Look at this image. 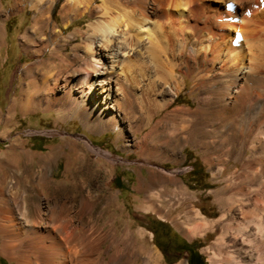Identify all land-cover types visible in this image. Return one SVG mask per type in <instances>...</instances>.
I'll return each mask as SVG.
<instances>
[{
    "label": "bare ground",
    "instance_id": "1",
    "mask_svg": "<svg viewBox=\"0 0 264 264\" xmlns=\"http://www.w3.org/2000/svg\"><path fill=\"white\" fill-rule=\"evenodd\" d=\"M57 1L32 0L38 15L24 35L27 43L29 36L38 38L51 26ZM1 7L2 0L0 48L6 29ZM20 11L17 4L15 13ZM59 14L63 28L55 22L54 42L47 40L45 45L52 47L59 62H47L51 73L42 82L49 87L48 111L56 109L62 120L78 117L96 134L124 129L128 151L138 149L160 163L179 159L184 163L183 153L192 145L211 165L215 154L210 156L207 142L213 139L214 117L256 115L246 138H235L240 144H232L228 152L226 162L234 161L241 169L222 179L225 186L214 193L230 218L229 264H264V158H260L264 154V0H64ZM85 16L92 20L86 29L65 37L71 22ZM77 38L80 42L73 50L81 54L68 61L63 51L58 53L62 46L58 44L66 47ZM28 77L35 81V75ZM49 77L55 79L51 86ZM188 80H193L194 106L163 114L186 90ZM65 103L71 104L68 109L56 108ZM28 105L23 104L24 111ZM34 107L42 109L40 103ZM160 129L179 133L168 140L175 142L172 149L148 143L159 141ZM143 132L146 135L139 138ZM64 148L74 157L64 180L58 182L50 174ZM226 162L219 163L215 178L222 177ZM251 165L262 172L249 179L244 173ZM113 171L111 160L95 158L89 147L77 141L63 142L45 155L14 143L0 154V257L10 264H95L83 252L88 244L97 264H162V254L151 248L144 230L127 244L125 239H110L93 223L97 206L120 207L118 194L106 185ZM172 181L162 172H152L145 180L146 197L139 201V210L164 219L183 205L187 197L171 196L164 188ZM174 192L186 195L177 184ZM185 218L194 235H203L216 223L193 208ZM175 226L180 229L177 222ZM108 241L112 246L105 250Z\"/></svg>",
    "mask_w": 264,
    "mask_h": 264
},
{
    "label": "rangeland",
    "instance_id": "2",
    "mask_svg": "<svg viewBox=\"0 0 264 264\" xmlns=\"http://www.w3.org/2000/svg\"><path fill=\"white\" fill-rule=\"evenodd\" d=\"M32 3V0H19V2L16 0H2L1 13L4 16L3 25H6V29L3 30L5 35L2 33L1 40L3 41L0 48V154L8 151L14 143L37 155H45L51 149L63 144V142L77 141L84 143L93 151L95 158L112 161L114 171L106 185L119 196L117 202H119L120 207L113 206L107 209L102 204L97 206L93 223L99 229V232L106 233L110 239L114 237L118 242L120 239H125L127 244H131L136 238L135 233L138 230H144L151 248L159 250L162 254L161 248H165L168 243L162 235L163 226L171 224L189 241L195 242L206 264H229L232 253L230 252V240L226 225L230 222V218L220 209L214 192L225 186L221 181L222 179L228 178L241 169V165L234 163V161L226 162L228 152L232 149V144L236 147L240 144V142H234L235 138L239 137V141L246 138L252 127L253 116L256 115L247 112L243 114L242 112L223 120L214 117L217 120L215 126H213L214 129L212 128L213 131H210V137L213 139L212 142H207L210 147V156L215 154L211 157V165L203 161L201 150L192 145L188 146L183 153L187 157L184 163L180 159L160 163V161L154 160L150 156H143L138 149L133 148V150L128 151L126 148V145L129 144L128 135H126L124 129L96 134L88 131L78 117L69 116L62 120L55 111L56 109L48 111L50 95L47 90L49 87L47 84L43 85L42 81L44 75L51 73V67L47 62H59L58 55L53 56L51 54L52 47H49V45L46 47L45 45L48 43L47 40L54 42L55 22L60 28H63L59 11L64 0H58L53 11L51 26L54 27H48L45 34L39 32L38 38L29 36L30 43H27L24 40V35L32 30L33 21L38 15L37 11L33 10ZM17 4L23 10L22 12L15 13ZM91 21L87 16L74 20L71 22V26L64 31V36L69 38L79 30L84 31L86 25ZM41 42H43L42 48L38 46L41 45ZM79 42L80 38H77L76 42L66 47L59 42L58 45L62 46L59 48L58 53L63 51L64 57H69L66 58L68 61L73 60L76 53L81 54V50H78L79 52L73 50V47ZM74 65L73 63L72 66ZM29 74L35 75L34 82H32V78L28 77ZM64 75L67 76L65 71ZM49 78V85L51 86L55 79L54 77ZM192 86L193 80H188L186 90L177 99L176 103L163 114L174 109L193 107L196 94H191ZM27 102L29 107L27 111H24L22 106ZM36 103L42 105L41 110L35 109L34 105ZM70 105V103H65L56 108L65 109L67 107L66 109H68ZM160 130L163 134L160 131L159 141L154 140L148 143L151 147L157 149H172L175 142H168V140L173 141V138L175 140V136L177 137L179 133L166 131L165 129ZM122 134L125 135L122 137ZM144 135H146V132L140 134L139 138ZM235 135L237 136L235 137ZM63 151L62 156L57 161V166L50 174L58 182L64 180L68 163L74 157L73 154L68 152L67 148H64ZM218 156L219 158H217ZM248 156L249 153L245 154V158ZM260 156L257 157V160L264 158V154L263 157ZM223 159L226 162L223 164L225 171L222 177L218 179L214 175L219 163L224 162ZM249 168L247 169L248 173H244V176L247 174L246 177H250L249 179L260 175L259 173L262 172L260 168L254 165ZM152 172H162L166 180H173L164 186L170 191L171 196L184 199L187 197L183 205L170 210L169 216L164 219H159L152 214H145L143 210H139V201L143 203L146 197L147 183L145 180L147 182L150 180ZM175 183L182 188L186 195L174 192L176 191ZM191 208L200 211L208 220L215 221L213 228L203 235H194L193 226L187 225V219L185 218L187 211ZM164 209L168 210L166 206ZM176 222L180 229L176 228ZM127 231L131 232L130 237L127 235ZM172 244L175 246L173 240ZM83 246L84 254L92 256L95 264H97L95 252H91L88 244ZM111 246V241H108L103 247L105 250H109ZM162 256V264H178L177 258L168 259L163 254ZM0 264L10 263L0 257Z\"/></svg>",
    "mask_w": 264,
    "mask_h": 264
},
{
    "label": "flooded vegetation",
    "instance_id": "3",
    "mask_svg": "<svg viewBox=\"0 0 264 264\" xmlns=\"http://www.w3.org/2000/svg\"><path fill=\"white\" fill-rule=\"evenodd\" d=\"M169 229L173 233L168 232V229L165 227H163L162 230V235L164 236L166 241H168L167 243L168 249L161 248L162 254L168 259H172V258L178 259L180 258V256L186 254L190 263L194 264L195 249L193 248V245H191L188 240H186L179 233H177L171 225H169ZM172 240L175 244V249H170L174 247V245L172 244Z\"/></svg>",
    "mask_w": 264,
    "mask_h": 264
},
{
    "label": "crops",
    "instance_id": "4",
    "mask_svg": "<svg viewBox=\"0 0 264 264\" xmlns=\"http://www.w3.org/2000/svg\"><path fill=\"white\" fill-rule=\"evenodd\" d=\"M169 225L171 224H165L163 227L167 228L168 229V232L170 233H173L170 229H169ZM172 226V225H171ZM173 227V226H172ZM174 228V227H173ZM174 230L179 233L183 238H185L186 240H188L181 232H179L177 229L174 228ZM189 241V240H188ZM189 243L191 245H193V248L195 249V261H194V264H206V261L202 259L201 255H200V252L198 250V248L196 247V244L194 241H189ZM166 249H168V247L166 246L165 247ZM170 249H175V246L173 248H170ZM178 264H191L187 255L184 254L182 256H180V258H178Z\"/></svg>",
    "mask_w": 264,
    "mask_h": 264
},
{
    "label": "snow or ice",
    "instance_id": "5",
    "mask_svg": "<svg viewBox=\"0 0 264 264\" xmlns=\"http://www.w3.org/2000/svg\"><path fill=\"white\" fill-rule=\"evenodd\" d=\"M227 7L231 8V7H232V5H231V4H229Z\"/></svg>",
    "mask_w": 264,
    "mask_h": 264
}]
</instances>
